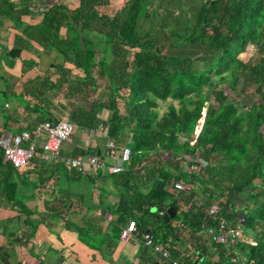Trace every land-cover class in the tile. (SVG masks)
Here are the masks:
<instances>
[{"label":"trees","instance_id":"trees-1","mask_svg":"<svg viewBox=\"0 0 264 264\" xmlns=\"http://www.w3.org/2000/svg\"><path fill=\"white\" fill-rule=\"evenodd\" d=\"M43 4L32 26L20 21L27 14L25 4L16 19L11 6L0 10L22 26L27 42L59 59L49 76L23 82L20 96L28 98L23 103L40 115L37 123L66 118L75 131H98L104 143L126 147L129 160L111 175L102 169L83 175L67 170L65 160L85 153L72 138L48 164L35 157L23 170L13 169L0 154V209H16L15 220L26 219L18 188L47 182L50 176L43 172L49 171L60 177L53 182L66 188L58 187L43 201L47 214L58 219L75 208L84 211L85 222L66 221L65 228L103 256L110 255L120 230L132 221L141 235L146 232L152 244L169 252L168 260L156 255L154 264H232L237 255V264H264V0ZM96 180L118 197L106 211L97 205L93 213L88 187ZM176 182L188 189L175 190ZM80 187L85 192L75 190ZM246 192L240 210L251 237L234 249L209 242L206 228L220 221L227 229L239 227L234 203ZM213 204L215 220L207 216ZM168 208L175 215L164 224L159 219ZM209 248L216 252L213 263L187 256L202 258Z\"/></svg>","mask_w":264,"mask_h":264},{"label":"crops","instance_id":"crops-1","mask_svg":"<svg viewBox=\"0 0 264 264\" xmlns=\"http://www.w3.org/2000/svg\"><path fill=\"white\" fill-rule=\"evenodd\" d=\"M44 1L0 0V10L4 13V9L11 6L12 10H10V13L16 19V14L21 11L22 6L25 4L27 14L20 21L23 25L32 26L39 22L40 15L30 12L29 8H35ZM58 1L69 8H73L77 0ZM0 27L3 32L1 44L3 42L6 48H9L8 54H6L7 57L11 58V60H6L3 63L4 69L0 80L6 81V84L0 85V94L9 93L10 95L20 96L21 87L26 79L31 80L44 75L49 76L50 72L53 73L51 64L54 60L50 61L52 55L49 57V54L52 53L43 52L34 44L27 42L21 36L22 26L14 24L4 15H0ZM43 58L45 62L48 59V62L39 65L38 63ZM23 71L24 74H22ZM22 100L26 103L28 102L27 97H23ZM22 100L13 102V106L7 102L0 106V136L6 133L16 135L22 129H32L36 125L41 124L37 123L40 115L27 108V104L23 103ZM42 111L40 110L41 113H43ZM106 116L105 112H101L100 118L102 120H105ZM98 133V131L90 133L80 132L73 145L74 147L85 149V151L86 149L97 150L99 155L103 157V161H105V143L103 142L101 145L98 143ZM43 173L45 177L50 176L51 179L49 178L47 182L42 184H29L18 188V197L21 198L19 201L22 202L29 213L26 219H24V216H20L15 220L13 211L16 209L7 207L4 209L5 211L0 209V264H37L38 262L40 264H108L106 254L103 256L95 249L88 248L80 243L77 241L76 235L65 228L64 223L66 221L74 223L85 222L84 217L86 214H84V211H78L75 208L74 212L58 219L47 214L43 201L52 199L50 193L57 192L58 187L59 189L66 188V185L63 183L58 185L53 182L56 179L60 181V177L56 176L55 173L52 174L49 171ZM31 177V180H33L35 176ZM88 188V190H91V197L87 202L91 204L92 211H96L97 205L102 207L103 211H106L107 207L114 205L118 197V193L110 185L101 183L99 180H96ZM75 190L85 192L84 187ZM240 196L243 197V195ZM240 196L234 203V208L237 211H241ZM93 213H97V211ZM109 215L108 213L107 217ZM141 236L136 230L125 242L120 243L118 241L120 245L118 247L115 246L110 255H108L113 257V264H144L143 262H146L147 259L151 262L150 264L158 263L156 254L154 255L142 247ZM174 247L179 253L183 251L177 244ZM185 254V252H182L180 255L185 257ZM188 255L190 260L199 262L204 260L213 263L217 259L216 252L212 248L207 249L206 254L202 258L197 256V254L191 256L188 253ZM240 258L237 255L235 260L237 261Z\"/></svg>","mask_w":264,"mask_h":264},{"label":"built area","instance_id":"built-area-1","mask_svg":"<svg viewBox=\"0 0 264 264\" xmlns=\"http://www.w3.org/2000/svg\"><path fill=\"white\" fill-rule=\"evenodd\" d=\"M43 3H39L35 8H29V11L41 15L45 9ZM74 127L66 118H61L56 123L45 122L36 125L32 129H22L16 135L8 133L0 136V154L2 161L9 164L15 170H23L30 166L33 158L37 157L40 161H49L57 156L60 145L70 139ZM100 130V128H98ZM101 132V131H100ZM104 157L108 159V163L103 164V159L99 160L95 157H87L86 161H82L80 157L65 160L67 170L73 169L80 174L95 173L102 169L108 175L117 174L122 170V166L128 162L130 152L126 147L117 148L112 142L105 143ZM173 188L177 191L187 190L188 188L181 183H174ZM218 211L217 205L213 204L207 209V216L211 220H215ZM161 215V214H159ZM109 216L107 217V220ZM136 231V227L132 221H129L122 228L118 235L120 243L125 242ZM205 235L211 243L234 249L238 243H242L238 227L227 229L223 221L217 223L216 226L206 228ZM142 244L163 260H168L169 252L158 244H152L149 234H142ZM230 262L235 264L237 261L231 259ZM169 264H176L170 261Z\"/></svg>","mask_w":264,"mask_h":264},{"label":"rangeland","instance_id":"rangeland-1","mask_svg":"<svg viewBox=\"0 0 264 264\" xmlns=\"http://www.w3.org/2000/svg\"><path fill=\"white\" fill-rule=\"evenodd\" d=\"M2 34H3V32H2V28L0 27V77H1V73H2V70L4 69V62L6 61V60H11V58H9V57H7V51L9 50V48H6V46L4 45V43L2 42V44H1V39H2ZM7 53V54H6ZM51 53V52H50ZM52 55V57L50 58V61H52V60H54L55 62H57V61H59V59L56 57V55H54V54H49V57ZM48 57V58H49ZM252 57V61H254L256 58L254 57V56H251ZM43 62V63H42ZM48 62V59H46V62H45V60H44V58L43 59H41V61H40V63H38L39 65H43L44 63H47ZM1 84H6V81H1L0 80V85ZM203 90H205V89H203ZM18 95H10L9 93L7 94V93H5V94H0V106H2V104L4 103V102H7L8 104H12V106H13V102H17V101H19L20 99L22 100V97L21 96H18ZM23 101V100H22ZM164 108L163 107H160V110L162 111ZM80 132L79 131H73V133H72V136H71V138H72V145H73V142L79 137L78 136V134H79ZM98 136H99V134H98ZM98 139V143L101 145L102 143H103V140H100L99 138H97ZM62 149L63 148H68V147H70L69 146V143H67V141L66 142H62V144H61V146H60ZM108 160V159H107ZM107 160H105V161H107ZM45 164H48V161H45ZM59 172H60V170H59ZM60 174H62L61 172H60ZM247 193V192H246ZM243 194L244 196L243 197H241L240 198V203H241V205H240V208L241 207H243V205L242 204H245L246 203V200H247V195H248V193L247 194ZM19 195L17 194V196H16V198L17 199H21L20 197H18ZM238 229H239V233H240V236H241V238L243 239V240H245V239H247V238H249V237H251V233L244 227V226H239L238 227ZM129 239V238H128ZM131 240V239H130ZM120 245V243L117 241V242H115V246L116 247H118ZM107 259H108V261H107V263L108 264H113V257H111V256H108L107 257ZM237 262H238V260H237ZM237 262L235 263V264H237Z\"/></svg>","mask_w":264,"mask_h":264},{"label":"water","instance_id":"water-1","mask_svg":"<svg viewBox=\"0 0 264 264\" xmlns=\"http://www.w3.org/2000/svg\"><path fill=\"white\" fill-rule=\"evenodd\" d=\"M203 116H204V111L202 112L201 119L197 122L195 126L194 133H193L194 138L199 133V130L203 122ZM87 157H95V158H98L99 160H102L103 158L102 156L99 155V151L93 150V149H86L84 155L81 157V160L85 162ZM174 215H175V211L172 208H168L166 209L165 213L160 217L159 221H161L164 224H167L169 220L173 219ZM237 219L239 221V226H243L244 216L241 211L237 212Z\"/></svg>","mask_w":264,"mask_h":264}]
</instances>
